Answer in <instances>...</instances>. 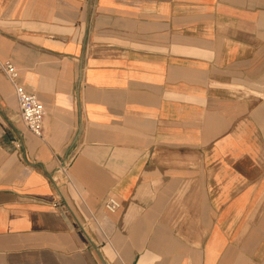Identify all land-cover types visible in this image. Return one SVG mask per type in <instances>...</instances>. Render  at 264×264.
<instances>
[{
	"label": "crops",
	"instance_id": "crops-1",
	"mask_svg": "<svg viewBox=\"0 0 264 264\" xmlns=\"http://www.w3.org/2000/svg\"><path fill=\"white\" fill-rule=\"evenodd\" d=\"M5 61L0 264H264V0H0Z\"/></svg>",
	"mask_w": 264,
	"mask_h": 264
},
{
	"label": "built area",
	"instance_id": "built-area-1",
	"mask_svg": "<svg viewBox=\"0 0 264 264\" xmlns=\"http://www.w3.org/2000/svg\"><path fill=\"white\" fill-rule=\"evenodd\" d=\"M0 69L6 79L13 86L17 98L21 120L27 130L36 137L42 138L44 134V120L46 110L36 95L28 93L23 86L19 84V74L11 61H5L0 64ZM21 147V142L17 141ZM62 178L70 182L69 163L63 162L59 168ZM121 208V204L116 199H108L104 203V209L109 214H116Z\"/></svg>",
	"mask_w": 264,
	"mask_h": 264
}]
</instances>
